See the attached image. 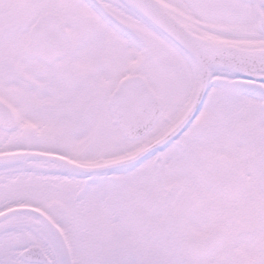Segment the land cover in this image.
I'll use <instances>...</instances> for the list:
<instances>
[{"label": "snow or ice", "instance_id": "6c2138e0", "mask_svg": "<svg viewBox=\"0 0 264 264\" xmlns=\"http://www.w3.org/2000/svg\"><path fill=\"white\" fill-rule=\"evenodd\" d=\"M0 264H264V0H0Z\"/></svg>", "mask_w": 264, "mask_h": 264}]
</instances>
